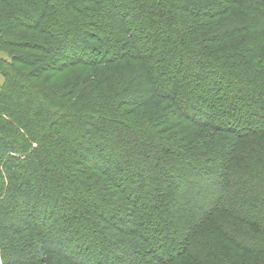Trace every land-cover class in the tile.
I'll return each mask as SVG.
<instances>
[{
    "label": "trees",
    "instance_id": "16d2710c",
    "mask_svg": "<svg viewBox=\"0 0 264 264\" xmlns=\"http://www.w3.org/2000/svg\"><path fill=\"white\" fill-rule=\"evenodd\" d=\"M0 52V264H264V0H0Z\"/></svg>",
    "mask_w": 264,
    "mask_h": 264
},
{
    "label": "rangeland",
    "instance_id": "374dc122",
    "mask_svg": "<svg viewBox=\"0 0 264 264\" xmlns=\"http://www.w3.org/2000/svg\"><path fill=\"white\" fill-rule=\"evenodd\" d=\"M0 56L3 57V56H5V55H4L3 52H0ZM73 71H74V70H73ZM2 82H3V77H2V75L0 74V86H1ZM254 140H255V139H254ZM254 140H253V142H255ZM262 144H264V143H260V141L257 140V143H256L257 146H260V145L262 146ZM247 146L250 147V144L247 143ZM262 147H263V146H262ZM252 154H253V155H252ZM252 154H251V156H254V153H252ZM257 155H259L258 152H257ZM249 156H250V155H249ZM103 227H104L103 229L106 230V231H108V230L110 229L109 227H107V224H106V223H103ZM111 249L117 251V252L120 253V254H122V253H125V254H126V253H129V254H130V253H131V250H132L130 247H124V249L122 250V249H121V246H119V245H113V246H111Z\"/></svg>",
    "mask_w": 264,
    "mask_h": 264
}]
</instances>
